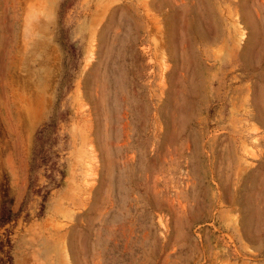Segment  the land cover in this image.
<instances>
[{
    "label": "rangeland",
    "instance_id": "1",
    "mask_svg": "<svg viewBox=\"0 0 264 264\" xmlns=\"http://www.w3.org/2000/svg\"><path fill=\"white\" fill-rule=\"evenodd\" d=\"M0 264H264V0H0Z\"/></svg>",
    "mask_w": 264,
    "mask_h": 264
}]
</instances>
